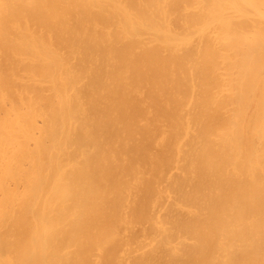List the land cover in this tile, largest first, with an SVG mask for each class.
Masks as SVG:
<instances>
[{
  "label": "bare ground",
  "instance_id": "6f19581e",
  "mask_svg": "<svg viewBox=\"0 0 264 264\" xmlns=\"http://www.w3.org/2000/svg\"><path fill=\"white\" fill-rule=\"evenodd\" d=\"M0 264H264V0H0Z\"/></svg>",
  "mask_w": 264,
  "mask_h": 264
}]
</instances>
